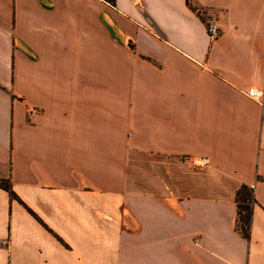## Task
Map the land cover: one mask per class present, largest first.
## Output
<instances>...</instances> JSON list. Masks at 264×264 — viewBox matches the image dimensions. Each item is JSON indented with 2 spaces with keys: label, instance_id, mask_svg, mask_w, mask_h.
<instances>
[{
  "label": "crops",
  "instance_id": "obj_1",
  "mask_svg": "<svg viewBox=\"0 0 264 264\" xmlns=\"http://www.w3.org/2000/svg\"><path fill=\"white\" fill-rule=\"evenodd\" d=\"M249 86L264 0H0V264H264Z\"/></svg>",
  "mask_w": 264,
  "mask_h": 264
},
{
  "label": "built area",
  "instance_id": "obj_2",
  "mask_svg": "<svg viewBox=\"0 0 264 264\" xmlns=\"http://www.w3.org/2000/svg\"><path fill=\"white\" fill-rule=\"evenodd\" d=\"M207 30L210 37H216L218 35V29L211 23H208ZM246 96L256 101L261 108L264 110V87L249 86L244 90ZM207 164V160L202 158L199 162H195L194 165L198 168L203 167Z\"/></svg>",
  "mask_w": 264,
  "mask_h": 264
},
{
  "label": "trees",
  "instance_id": "obj_3",
  "mask_svg": "<svg viewBox=\"0 0 264 264\" xmlns=\"http://www.w3.org/2000/svg\"><path fill=\"white\" fill-rule=\"evenodd\" d=\"M0 187L4 188L6 191H9L10 196H13V192L9 190L7 183H3L0 180ZM249 194L248 192L242 193L237 195L238 200H239V221L241 222V230L244 235L248 234V224L250 220V206H249V201L250 199L248 198Z\"/></svg>",
  "mask_w": 264,
  "mask_h": 264
}]
</instances>
